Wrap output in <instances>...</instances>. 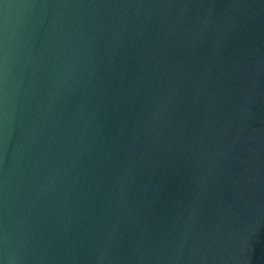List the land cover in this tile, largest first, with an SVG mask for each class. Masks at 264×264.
Returning <instances> with one entry per match:
<instances>
[{"label":"water","instance_id":"water-1","mask_svg":"<svg viewBox=\"0 0 264 264\" xmlns=\"http://www.w3.org/2000/svg\"><path fill=\"white\" fill-rule=\"evenodd\" d=\"M0 264H264V0H0Z\"/></svg>","mask_w":264,"mask_h":264}]
</instances>
